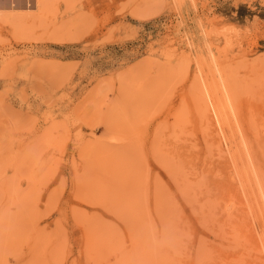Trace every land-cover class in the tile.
Instances as JSON below:
<instances>
[{"label": "rangeland", "instance_id": "obj_1", "mask_svg": "<svg viewBox=\"0 0 264 264\" xmlns=\"http://www.w3.org/2000/svg\"><path fill=\"white\" fill-rule=\"evenodd\" d=\"M0 264H264V0H0Z\"/></svg>", "mask_w": 264, "mask_h": 264}, {"label": "bare ground", "instance_id": "obj_2", "mask_svg": "<svg viewBox=\"0 0 264 264\" xmlns=\"http://www.w3.org/2000/svg\"><path fill=\"white\" fill-rule=\"evenodd\" d=\"M36 2V1H35ZM196 87H199V85L197 86L196 85ZM202 88V87H201ZM197 89V88H196ZM201 90V89H200ZM204 90V89H203ZM207 90V89H206ZM203 93H205V91H203ZM212 93V92H211ZM197 94V93H196ZM204 97L203 98H206L207 99V97H205V95H203ZM196 98V97H195ZM198 105H199V103H198ZM201 105V104H200ZM203 105H204V103H203ZM217 105V104H216ZM220 105H222L221 103H220ZM232 105V104H231ZM207 106V105H206ZM205 107V106H204ZM203 107V108H204ZM221 107H223V106H221ZM202 107H201V109H203ZM207 108V107H206ZM211 108V107H210ZM219 109V108H218ZM206 110V109H205ZM222 110V109H221ZM217 114V113H216ZM224 114V113H223ZM202 115V114H201ZM207 115V114H206ZM203 116H205V115H203ZM207 117V116H206ZM204 118V117H203ZM223 118V117H222ZM206 120V119H205ZM208 120V119H207ZM205 122H208V121H205ZM206 125H207V123H206ZM205 129H207V128H205ZM210 129V128H209ZM210 131V130H209ZM215 131V130H214ZM214 134V133H213ZM212 134V131L210 132V135L208 134L207 136L209 137V139H210V141H212V142H215V138H214V135ZM216 137V136H215ZM154 140V139H153ZM154 142V141H153ZM190 142V141H189ZM192 143V142H191ZM211 144V143H210ZM213 144V143H212ZM218 143H216V145H217ZM191 145V144H190ZM208 145V144H207ZM215 147H216V145H215V143L213 144ZM176 146V145H175ZM209 147H210V145H209ZM212 147V146H211ZM219 146H217V148H218ZM213 148V147H212ZM181 149V148H180ZM215 150V149H214ZM219 149H217V151H218ZM221 150V149H220ZM175 151V150H174ZM215 152V153H217L218 154V152ZM250 153V152H249ZM174 154V153H173ZM235 154V153H234ZM234 157V159H236V161L237 162H239V158H236V154L233 156ZM180 164V163H179ZM183 165V164H182ZM204 165V164H203ZM223 165V164H222ZM180 166V165H179ZM239 167V168H238ZM238 169H240V166L238 165ZM240 172V171H239ZM241 173L243 174L242 175V177H246L245 176V171H244V169L241 167ZM227 174V173H226ZM225 177V176H224ZM218 179H219V177H218ZM243 179V178H242ZM223 180H225L224 178H223ZM225 182V181H224ZM223 182V183H224ZM225 183H227V181L225 182ZM201 246V245H200Z\"/></svg>", "mask_w": 264, "mask_h": 264}]
</instances>
